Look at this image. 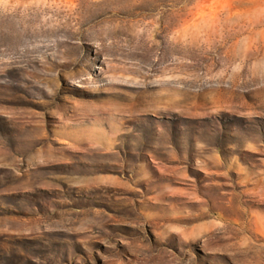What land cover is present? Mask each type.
I'll return each mask as SVG.
<instances>
[{
	"label": "rangeland",
	"instance_id": "rangeland-1",
	"mask_svg": "<svg viewBox=\"0 0 264 264\" xmlns=\"http://www.w3.org/2000/svg\"><path fill=\"white\" fill-rule=\"evenodd\" d=\"M0 264H264V0H0Z\"/></svg>",
	"mask_w": 264,
	"mask_h": 264
}]
</instances>
